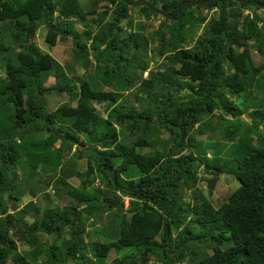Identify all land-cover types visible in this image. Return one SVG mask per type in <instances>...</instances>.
I'll return each mask as SVG.
<instances>
[{
  "label": "trees",
  "instance_id": "trees-1",
  "mask_svg": "<svg viewBox=\"0 0 264 264\" xmlns=\"http://www.w3.org/2000/svg\"><path fill=\"white\" fill-rule=\"evenodd\" d=\"M146 1L165 13L0 0V264H264V59L251 56L264 58V8ZM41 25L50 46L71 39L82 80L35 42ZM49 95L69 102L49 109ZM224 172L239 185L215 207Z\"/></svg>",
  "mask_w": 264,
  "mask_h": 264
},
{
  "label": "rangeland",
  "instance_id": "rangeland-1",
  "mask_svg": "<svg viewBox=\"0 0 264 264\" xmlns=\"http://www.w3.org/2000/svg\"><path fill=\"white\" fill-rule=\"evenodd\" d=\"M79 3L81 4V6L85 9L88 10L90 8H92L95 5V2L97 0H78ZM134 5V4H133ZM216 10V8H214L213 10H204L203 11V15H207L206 17L209 18L213 11ZM248 11H250V9L244 8V13H248ZM95 16V15H94ZM128 19H132L134 24H141L144 25V30L143 32H145L146 34H149L152 30V28H156L157 25L159 24L160 20L156 19L153 15L149 18V19H145V16L143 14L140 13L139 11V7H131L129 10V18ZM124 21H122L123 23ZM202 24L198 29L193 28V34H190L189 37H192L191 39H194L195 37H197L203 28ZM42 27V29H41ZM40 29L37 30L36 32V43L39 45V47H41V49L49 52L51 55H53L63 66H71L72 67V73H75L77 75H80V79L82 80L84 78L83 76V72H81V67L78 66H73L75 63H73V57H72V41L70 38H68L67 40H59L57 41V43L54 46H50L48 45L45 40H44V35H45V27L41 25ZM77 29L79 31H81L83 28L81 25L77 24L76 25ZM128 29V27H127ZM128 31V30H127ZM151 51H150V55H151ZM148 55V57L150 56ZM251 56L253 59V62L255 63V65L259 64L264 58H262L261 56H259L258 53H256L255 50H251ZM163 62L161 59L158 61V63ZM157 64L155 61L150 60V65L149 68H153L155 67ZM147 71L143 72V76L147 75ZM45 85L47 86H54L56 85L55 82V78L53 76H49V78H47ZM137 92L136 89H132L131 91H129V94L131 95V97H134L135 93ZM229 94V93H228ZM237 94L233 95L234 99L236 98ZM47 101V105L49 109H55L59 104H67L69 101L67 100L66 97H53L52 95L47 96L46 98ZM97 110L102 114L105 115V111L102 105L100 104H96ZM249 116L248 114H243L241 116L242 119H247ZM249 122V121H248ZM251 122V121H250ZM250 122L248 124H250ZM262 126H260V130H262ZM218 136H214V135H208V134H202V135H197L198 139H217ZM220 139L221 140H225L228 141L227 138L223 137L222 135H220ZM146 148L143 149L146 150ZM75 150L74 147H71V149H67L65 150V154L66 157L68 156V154H70L71 152H73ZM206 155L207 157H211L212 153H211V148H206ZM77 168H79L80 170H84L86 168V159H80L77 161ZM198 176L200 177L198 185L200 188H202L203 190H207V181L206 178L208 177V175L203 171V165L200 166V168L198 169ZM73 184H77L78 180L76 178H70L69 179ZM239 183L237 181L236 178H234L233 176L229 177V174H226L225 172L222 173L221 175H218V179L216 181V184L214 186V189L212 191V194L210 196V200L212 202V204L215 207H218L220 205V203L223 201V199L225 198L226 195H228L230 192H232L233 190H235L238 187ZM52 193V190L50 191ZM39 197L37 198L39 200ZM66 200L60 201V203H65ZM125 207L128 205V200L125 198L124 201ZM41 205L43 207H45L46 203L42 202ZM21 207V206H20ZM67 237V236H66ZM47 239H50V237H46ZM26 248L23 245L19 246V249H23ZM211 252V251H209ZM118 254L116 253V250H111L110 253L108 254L107 258H106V263H109L111 259H113L115 256H117ZM8 264H12V261H8Z\"/></svg>",
  "mask_w": 264,
  "mask_h": 264
},
{
  "label": "water",
  "instance_id": "water-1",
  "mask_svg": "<svg viewBox=\"0 0 264 264\" xmlns=\"http://www.w3.org/2000/svg\"><path fill=\"white\" fill-rule=\"evenodd\" d=\"M127 1H128V3L130 5H133V4L137 3V2H141V3H144L147 6L151 7L157 13H160V14H164L165 13V10H162V9H160V8L152 5L150 2H148L146 0H127ZM210 1H213V0H187L184 5L185 6H187L189 4H196V5H198V4H203V3L210 2ZM236 1H238L240 3H245V4H254V5H257L259 7L264 8V4L263 3H260V2H258L256 0H236Z\"/></svg>",
  "mask_w": 264,
  "mask_h": 264
}]
</instances>
